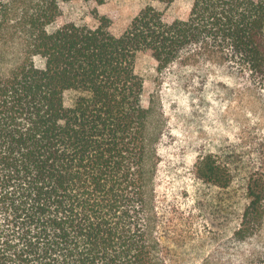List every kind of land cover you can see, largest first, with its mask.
<instances>
[{
    "label": "trees",
    "instance_id": "obj_1",
    "mask_svg": "<svg viewBox=\"0 0 264 264\" xmlns=\"http://www.w3.org/2000/svg\"><path fill=\"white\" fill-rule=\"evenodd\" d=\"M71 1L0 0V264H169L151 217L137 57L160 70L183 57L228 66L264 90V0H194L187 19L172 21L148 6L120 35L99 14L97 28L62 24ZM263 150L247 179L241 242L264 224ZM197 168L222 188L234 178L212 155ZM244 264H264V250Z\"/></svg>",
    "mask_w": 264,
    "mask_h": 264
},
{
    "label": "rangeland",
    "instance_id": "obj_2",
    "mask_svg": "<svg viewBox=\"0 0 264 264\" xmlns=\"http://www.w3.org/2000/svg\"><path fill=\"white\" fill-rule=\"evenodd\" d=\"M193 2L74 0L61 3V23L97 28L99 14L109 17L111 31L120 35L148 6L172 21L187 19ZM16 62L9 53L8 66ZM137 73L150 109L151 217L169 264H244L264 250V224L245 242L235 236L248 175L264 144V90L247 73L185 57L160 70L154 58L140 53ZM211 155L228 163L234 176L230 187L199 177V162Z\"/></svg>",
    "mask_w": 264,
    "mask_h": 264
}]
</instances>
